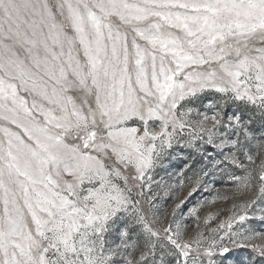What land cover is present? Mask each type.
<instances>
[{"label": "snow or ice", "instance_id": "1", "mask_svg": "<svg viewBox=\"0 0 264 264\" xmlns=\"http://www.w3.org/2000/svg\"><path fill=\"white\" fill-rule=\"evenodd\" d=\"M0 264H264V0H0Z\"/></svg>", "mask_w": 264, "mask_h": 264}, {"label": "rangeland", "instance_id": "2", "mask_svg": "<svg viewBox=\"0 0 264 264\" xmlns=\"http://www.w3.org/2000/svg\"><path fill=\"white\" fill-rule=\"evenodd\" d=\"M218 187H219V185H218Z\"/></svg>", "mask_w": 264, "mask_h": 264}]
</instances>
